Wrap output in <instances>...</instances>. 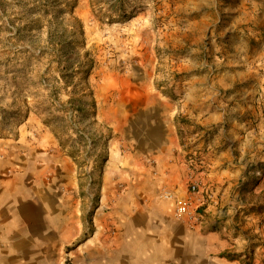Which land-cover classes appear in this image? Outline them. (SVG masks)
Listing matches in <instances>:
<instances>
[{
    "label": "crops",
    "instance_id": "1",
    "mask_svg": "<svg viewBox=\"0 0 264 264\" xmlns=\"http://www.w3.org/2000/svg\"><path fill=\"white\" fill-rule=\"evenodd\" d=\"M236 9L242 37L229 40L239 50L232 62L245 64L254 41L260 63L264 0H239ZM87 82L96 125L107 135L98 208L88 212L75 158L29 115L13 137L0 139V264H264V226L254 213L242 217L256 201L242 195L249 190L238 183L239 168L228 166L232 152L220 150L196 173L191 210L203 212L201 219L177 220L174 201L160 192L188 197L181 101L113 71L98 69ZM256 82L264 85V76Z\"/></svg>",
    "mask_w": 264,
    "mask_h": 264
},
{
    "label": "rangeland",
    "instance_id": "2",
    "mask_svg": "<svg viewBox=\"0 0 264 264\" xmlns=\"http://www.w3.org/2000/svg\"><path fill=\"white\" fill-rule=\"evenodd\" d=\"M55 1L0 0V139L13 137L19 122L36 115L75 158L93 212L107 135L96 125L87 80L98 69L116 72L181 101L177 133L189 165L187 188L198 184L196 173L220 150L232 152L228 166L239 168L238 183L249 190L242 195L256 201L242 217L254 213L262 228L264 85L256 76H264V57L256 63L251 41L246 63L232 62L239 50L229 40L242 37L235 17L239 0ZM208 118L211 125L203 127ZM78 131L97 137L93 201L85 192ZM201 216L196 209L197 220Z\"/></svg>",
    "mask_w": 264,
    "mask_h": 264
},
{
    "label": "built area",
    "instance_id": "3",
    "mask_svg": "<svg viewBox=\"0 0 264 264\" xmlns=\"http://www.w3.org/2000/svg\"><path fill=\"white\" fill-rule=\"evenodd\" d=\"M78 136L82 140V147L80 151L81 159L84 163L82 167V174L85 179V189L87 197L93 201L95 196L94 180L92 176L91 165L97 157V137H91L89 133L78 131ZM188 197L180 199L175 194L166 189H161L160 197L166 201H174V216L177 220L191 221L195 217V212L191 210L192 197L198 193V184L196 181L191 182L187 188ZM93 204L90 203V206Z\"/></svg>",
    "mask_w": 264,
    "mask_h": 264
},
{
    "label": "trees",
    "instance_id": "4",
    "mask_svg": "<svg viewBox=\"0 0 264 264\" xmlns=\"http://www.w3.org/2000/svg\"><path fill=\"white\" fill-rule=\"evenodd\" d=\"M45 1H49V0H45ZM51 1V0H50ZM59 1V0H58ZM57 0L55 2H58Z\"/></svg>",
    "mask_w": 264,
    "mask_h": 264
}]
</instances>
